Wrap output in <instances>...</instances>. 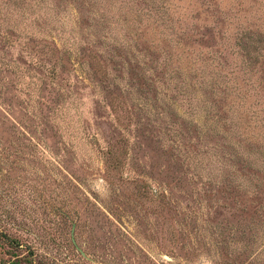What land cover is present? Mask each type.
Masks as SVG:
<instances>
[{
  "label": "rangeland",
  "instance_id": "rangeland-1",
  "mask_svg": "<svg viewBox=\"0 0 264 264\" xmlns=\"http://www.w3.org/2000/svg\"><path fill=\"white\" fill-rule=\"evenodd\" d=\"M0 228L38 264H264V0H0Z\"/></svg>",
  "mask_w": 264,
  "mask_h": 264
},
{
  "label": "trees",
  "instance_id": "trees-1",
  "mask_svg": "<svg viewBox=\"0 0 264 264\" xmlns=\"http://www.w3.org/2000/svg\"><path fill=\"white\" fill-rule=\"evenodd\" d=\"M210 77L212 78L213 84L217 86H220V83H225L223 77L218 73H210ZM220 78L222 79L220 80ZM10 239L7 233L0 228V249L5 256L10 257L4 264H38L31 256H22L19 242Z\"/></svg>",
  "mask_w": 264,
  "mask_h": 264
}]
</instances>
